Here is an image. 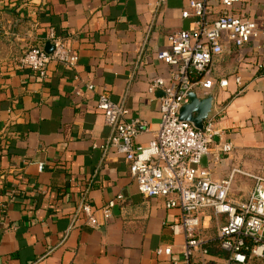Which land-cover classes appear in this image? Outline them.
Listing matches in <instances>:
<instances>
[{
	"label": "crops",
	"instance_id": "crops-1",
	"mask_svg": "<svg viewBox=\"0 0 264 264\" xmlns=\"http://www.w3.org/2000/svg\"><path fill=\"white\" fill-rule=\"evenodd\" d=\"M186 8L187 0H0V264L183 261V231H172L181 211L165 208L161 197L142 196L124 158L103 153L111 128L96 104L104 89L127 111L125 120L147 122L149 130L135 141L152 140L161 93H148V85L170 73L156 53L168 47V34L195 28L194 17H181ZM234 10L260 33L242 47L224 41L213 61L214 77L227 85L216 83L210 92V116L233 145L220 163L202 159L215 180L241 173L244 155L264 152V0H244ZM50 27L78 61L73 68L52 61L39 79L17 63L27 49H44ZM89 83L93 91L86 90ZM239 173L229 194L234 201L243 200L233 195ZM117 195L122 198L105 216L103 208ZM84 202L91 204L97 227L81 212ZM222 222L203 211L199 232L208 253L195 251L192 263H224L220 253H226L216 247ZM166 247L169 254H155Z\"/></svg>",
	"mask_w": 264,
	"mask_h": 264
},
{
	"label": "built area",
	"instance_id": "built-area-1",
	"mask_svg": "<svg viewBox=\"0 0 264 264\" xmlns=\"http://www.w3.org/2000/svg\"><path fill=\"white\" fill-rule=\"evenodd\" d=\"M243 1L187 0L181 17H194L195 28L168 34V47L156 53V59L168 65L170 73L167 77H154L148 85V93L161 94L158 127L147 145L135 141L138 134L149 130L147 122L138 117L125 120L124 107L113 102L104 89L98 92L96 109L111 128L107 141L100 146L103 153L113 150L124 158L142 196L161 197L165 208L181 211L180 221L172 225L174 234L182 230L185 237L180 264H207L191 261L195 251L202 256L208 253L207 243L199 232L201 215L206 209L216 217H223L216 237L219 247L227 254L223 264H264V177H253V189L245 199L232 200L229 194L234 173L238 171L215 180L208 168L201 166L205 157L212 163H220L233 151V145L223 140L216 128L215 117L209 116L202 130L178 120L181 106L189 102V92L201 91L206 95L216 83L219 87L227 85L226 79L217 81L212 73L214 58L224 51V41L242 47L259 35L257 24L234 10ZM216 6L221 7L219 12ZM45 38L53 46L51 53L42 47H31L17 63L18 68L32 72L39 79L46 77L52 61L67 68H73L78 61L76 52L53 28L47 29ZM235 81L239 83V77ZM86 90L93 91V84H87ZM75 94L80 95L81 91L76 90ZM121 198L117 195L108 201L103 208L105 216ZM81 212L90 226L99 225L90 203L84 202ZM170 251V247L159 248L155 254L160 256Z\"/></svg>",
	"mask_w": 264,
	"mask_h": 264
},
{
	"label": "water",
	"instance_id": "water-1",
	"mask_svg": "<svg viewBox=\"0 0 264 264\" xmlns=\"http://www.w3.org/2000/svg\"><path fill=\"white\" fill-rule=\"evenodd\" d=\"M52 44L47 42L44 46V51L51 53ZM189 102L182 105L178 120L190 123L195 129L202 130L205 120L210 116L213 106V95L207 94L205 97H198L193 91L188 93Z\"/></svg>",
	"mask_w": 264,
	"mask_h": 264
},
{
	"label": "rangeland",
	"instance_id": "rangeland-1",
	"mask_svg": "<svg viewBox=\"0 0 264 264\" xmlns=\"http://www.w3.org/2000/svg\"><path fill=\"white\" fill-rule=\"evenodd\" d=\"M264 152L246 154L243 156L241 169L237 173L241 178L240 184L234 189L233 195L245 199L253 189L255 180L254 176L264 177ZM231 198V197H230ZM233 200V199H232ZM241 201V200H238Z\"/></svg>",
	"mask_w": 264,
	"mask_h": 264
},
{
	"label": "trees",
	"instance_id": "trees-1",
	"mask_svg": "<svg viewBox=\"0 0 264 264\" xmlns=\"http://www.w3.org/2000/svg\"><path fill=\"white\" fill-rule=\"evenodd\" d=\"M216 247H217V249L220 251V252H222V249L219 247V243H218V241L216 242ZM218 251V252H219ZM219 252V253H220ZM226 253V252H225ZM222 256H225V258H226V256H227V254L225 255V254H223V253H220ZM208 264V263H207Z\"/></svg>",
	"mask_w": 264,
	"mask_h": 264
}]
</instances>
